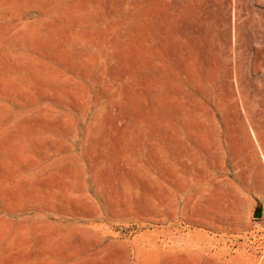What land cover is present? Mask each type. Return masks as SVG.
Wrapping results in <instances>:
<instances>
[{
  "label": "rangeland",
  "instance_id": "rangeland-1",
  "mask_svg": "<svg viewBox=\"0 0 264 264\" xmlns=\"http://www.w3.org/2000/svg\"><path fill=\"white\" fill-rule=\"evenodd\" d=\"M252 41L264 0H0V264H264Z\"/></svg>",
  "mask_w": 264,
  "mask_h": 264
},
{
  "label": "bare ground",
  "instance_id": "bare-ground-1",
  "mask_svg": "<svg viewBox=\"0 0 264 264\" xmlns=\"http://www.w3.org/2000/svg\"><path fill=\"white\" fill-rule=\"evenodd\" d=\"M229 1V0H228ZM229 6V7H228ZM227 6V16H226V19H225V21H226V23H227V25H228V41H226L227 42V45L229 46V47H231V46H233V50H234V45H233V42H232V38H231V36H233V34H232V32H234L235 31V28H237V27H235L236 25H234V21H232L231 20V14L232 15H234V4H233V2H231L229 5ZM235 12H236V10H235ZM236 14V13H235ZM225 17V16H224ZM239 31V30H238ZM237 31V32H238ZM236 32V33H237ZM226 33V34H227ZM251 36V35H250ZM232 39V40H231ZM255 40V39H254ZM235 41V40H234ZM255 41H252L251 42V44H250V48H251V52H250V54L248 55V57H249V63L248 64H250L251 66H252V75H255L256 76V74L259 72V71H257V69H258V67L259 66H261L263 63H264V61H263V57H262V53H258L257 51L255 52L256 53V55L253 57L252 55V50L253 49H255ZM235 54V53H234ZM236 63V62H235ZM233 65H234V63H233ZM232 69V68H231ZM231 72V74L230 75H233V76H235L236 78H235V80L237 79V80H240V81H243V74H242V72L241 71H239V70H237V69H234L233 68V70H230ZM254 76V77H255ZM239 81V82H240ZM253 83H256V82H253ZM258 84V83H257ZM230 85V84H229ZM254 87H257V86H254Z\"/></svg>",
  "mask_w": 264,
  "mask_h": 264
},
{
  "label": "water",
  "instance_id": "water-1",
  "mask_svg": "<svg viewBox=\"0 0 264 264\" xmlns=\"http://www.w3.org/2000/svg\"><path fill=\"white\" fill-rule=\"evenodd\" d=\"M263 214V210H262V207L261 206H258L256 211H255V214H254V217L255 218H260Z\"/></svg>",
  "mask_w": 264,
  "mask_h": 264
}]
</instances>
